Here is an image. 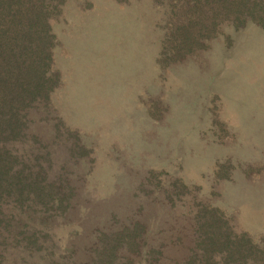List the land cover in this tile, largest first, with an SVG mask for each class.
Listing matches in <instances>:
<instances>
[{"label":"rangeland","instance_id":"obj_1","mask_svg":"<svg viewBox=\"0 0 264 264\" xmlns=\"http://www.w3.org/2000/svg\"><path fill=\"white\" fill-rule=\"evenodd\" d=\"M167 19L155 0L50 17L49 92L7 142L44 194L0 202V264H264V27L223 22L165 64Z\"/></svg>","mask_w":264,"mask_h":264},{"label":"trees","instance_id":"obj_2","mask_svg":"<svg viewBox=\"0 0 264 264\" xmlns=\"http://www.w3.org/2000/svg\"><path fill=\"white\" fill-rule=\"evenodd\" d=\"M62 1L0 0V202L17 205L44 194L33 179L37 172L18 162V154L7 142L19 138L22 105L49 92L46 82L54 75L50 55L54 36L49 20ZM155 1L168 8L160 63L175 62L201 49L223 22L241 26L250 20L264 27L262 0Z\"/></svg>","mask_w":264,"mask_h":264}]
</instances>
